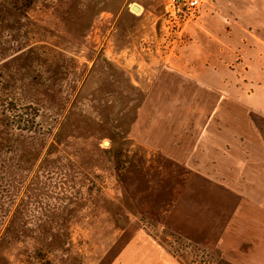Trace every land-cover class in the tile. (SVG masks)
Returning a JSON list of instances; mask_svg holds the SVG:
<instances>
[{"label": "rangeland", "instance_id": "374dc122", "mask_svg": "<svg viewBox=\"0 0 264 264\" xmlns=\"http://www.w3.org/2000/svg\"><path fill=\"white\" fill-rule=\"evenodd\" d=\"M171 3L0 0V264H113L132 242L264 264V61L251 27L228 16L216 43L206 8ZM27 106L40 132L11 125ZM214 178L213 228L194 186Z\"/></svg>", "mask_w": 264, "mask_h": 264}, {"label": "crops", "instance_id": "0c3cea01", "mask_svg": "<svg viewBox=\"0 0 264 264\" xmlns=\"http://www.w3.org/2000/svg\"><path fill=\"white\" fill-rule=\"evenodd\" d=\"M200 8V10L203 9L205 11L206 8V10L209 11L208 14H204V22L211 30L210 33L212 41L214 40L216 43L224 41L220 35L222 37L226 35V39H228V36L231 35L230 28L232 27L235 29L237 27L236 24H232L230 20V22H227L228 16L235 18V20L237 19V24L239 23V26L251 27L252 29L250 34L245 33L247 36H243V39L246 42H252L254 46H256L253 47V49H256V57L258 59L257 64L260 63L261 60L264 61V34L262 35L259 33L263 32L264 28V0H208V2L204 5L202 4ZM214 24H216V26L223 27L224 31H219L218 27L214 28ZM226 26H230L229 29H226ZM213 28L214 32L212 31ZM202 33L203 32L200 31L201 36ZM224 51V48L222 49L217 47L214 59L221 62L220 57H222V53H224ZM226 55H228V53ZM200 138H202V135H200ZM215 153H217V151H215ZM203 177L205 178L204 175ZM221 181L224 183V180ZM194 188L197 189V194L200 195L203 202L200 204L198 216L201 218L211 219L212 226L214 228V205L220 201L219 198L221 196L225 197L224 201L228 202V194L224 192V190H226L225 186L214 178V180H207L205 184H196ZM230 201H234L233 196H230ZM262 201L256 200L255 197L253 199V202L260 205H262ZM212 234L214 235V232ZM215 236V240L213 238L210 243H214L216 241L217 244H220L225 241V238L221 235L216 234ZM141 237L142 235L140 234L138 238L141 239ZM205 240H207L206 242H209L210 239ZM223 250H226V248ZM130 251L132 254L129 253ZM119 258L122 264H124L123 259L130 260V262L135 260V263L137 264H178L170 256H168L160 246L156 244L145 245L139 242L127 244L123 248L120 256H118V259ZM118 259L116 260V263L118 262Z\"/></svg>", "mask_w": 264, "mask_h": 264}, {"label": "trees", "instance_id": "16d2710c", "mask_svg": "<svg viewBox=\"0 0 264 264\" xmlns=\"http://www.w3.org/2000/svg\"><path fill=\"white\" fill-rule=\"evenodd\" d=\"M25 111L26 113L19 112V114L13 115V118L10 122L11 125L16 127V129H18L19 131L36 132V133L40 132L41 127L36 120L38 117L37 110L32 106H27Z\"/></svg>", "mask_w": 264, "mask_h": 264}, {"label": "built area", "instance_id": "2783aa9c", "mask_svg": "<svg viewBox=\"0 0 264 264\" xmlns=\"http://www.w3.org/2000/svg\"><path fill=\"white\" fill-rule=\"evenodd\" d=\"M202 4V0H172L171 11L173 13L182 12L183 10L188 12L197 11Z\"/></svg>", "mask_w": 264, "mask_h": 264}, {"label": "water", "instance_id": "95a60500", "mask_svg": "<svg viewBox=\"0 0 264 264\" xmlns=\"http://www.w3.org/2000/svg\"><path fill=\"white\" fill-rule=\"evenodd\" d=\"M136 8H137L136 6H133V9H134V10H136Z\"/></svg>", "mask_w": 264, "mask_h": 264}, {"label": "bare ground", "instance_id": "6f19581e", "mask_svg": "<svg viewBox=\"0 0 264 264\" xmlns=\"http://www.w3.org/2000/svg\"><path fill=\"white\" fill-rule=\"evenodd\" d=\"M136 11H139V9H138V8H136Z\"/></svg>", "mask_w": 264, "mask_h": 264}]
</instances>
